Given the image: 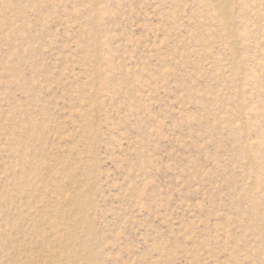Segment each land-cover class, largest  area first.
<instances>
[{"label":"rangeland","instance_id":"obj_1","mask_svg":"<svg viewBox=\"0 0 264 264\" xmlns=\"http://www.w3.org/2000/svg\"><path fill=\"white\" fill-rule=\"evenodd\" d=\"M0 264H264V0H0Z\"/></svg>","mask_w":264,"mask_h":264}]
</instances>
